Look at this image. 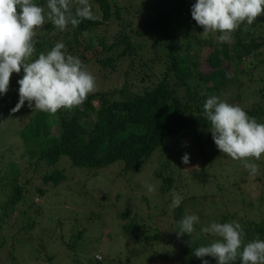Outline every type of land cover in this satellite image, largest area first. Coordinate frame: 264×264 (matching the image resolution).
<instances>
[{
    "label": "trees",
    "instance_id": "trees-1",
    "mask_svg": "<svg viewBox=\"0 0 264 264\" xmlns=\"http://www.w3.org/2000/svg\"><path fill=\"white\" fill-rule=\"evenodd\" d=\"M196 2L143 0L138 5L134 0H90L94 19H84L77 27L68 25L64 31L46 21L36 30V51L32 60L38 58L40 52L46 53L57 42H62L64 51L78 57L96 82L98 65L111 69L120 79L112 90L106 91L98 85L82 105L61 108L52 114L33 111L27 101L18 112H13L19 100L10 103L7 96L13 90L19 95L18 81L24 72L21 69L20 73L12 74L9 91L0 94V118L11 124L18 120L16 133L25 146L28 164L22 167L18 161L8 163L4 162L3 156L0 157V264H124L126 261L139 264L134 259V251L126 255L125 261L122 254L116 257L104 254L103 257L96 251L85 263L84 259L88 257L85 246L74 236L67 235L69 227L66 226L65 230L60 228L56 238L48 235L47 242L41 243L40 240L38 247L46 249L44 254L35 253L30 257L27 250L16 247L32 240L27 234L36 222L43 221L41 202L36 203L34 197L52 194L53 198L59 194L56 189L67 186L73 170L87 175L76 179L79 196L92 191L84 206L88 210L82 204L80 214L76 211L69 222V225L83 226L80 236L84 234L87 238V229L89 231L95 219L93 212L98 215L97 208L103 206L105 215L111 213L115 219L128 221L122 226L136 245H145L143 240L154 241L158 235H146L140 225L147 216L139 220L137 209L133 216L128 207L127 211L119 208L121 192L116 195L112 193L115 191L91 184L93 175L113 164L118 175L125 172L136 176L141 172L140 177H147L144 184H152L158 190L155 196L159 200L170 192V197L177 193L179 186L176 184L188 170L186 176L192 175L201 183L197 185L205 197L213 200L222 193L223 199L236 202L233 205L238 207L235 213L223 214L215 222H239L241 218L233 214L241 211L251 219L249 226L242 225L245 243L256 238L264 240L261 211L259 215L253 211L257 206H264V154L259 160L251 158L259 166V175L251 176L241 161L218 150L203 107L210 96L216 95L241 106L250 117L264 123V14L251 25L241 24L232 33L231 42L220 43L217 39L220 33L204 37L203 28L192 18L191 9ZM35 3L45 6L47 12V0H35ZM138 15H142L140 22L134 19ZM125 62L128 66L122 72L119 67ZM185 153L190 156L189 164L182 162ZM152 158L155 159L153 171L144 176L145 166ZM138 186L142 187L140 183ZM255 186L257 191L253 192L250 188ZM200 197L198 194L182 199L176 230L178 221L189 213L184 210L185 204ZM243 197H250V204L239 207ZM132 198L128 199L130 206ZM142 198L150 205L148 196ZM24 206H27L26 210L22 209ZM227 207L229 211L231 208ZM199 210L189 214L205 219L200 213L202 209ZM14 212L27 216L24 218L28 225L26 231L18 230L24 235L17 237L2 232L9 227L14 229L9 222ZM153 217V214L148 216ZM207 222L210 225L213 220ZM194 227L192 238L188 234L187 240L180 238L183 240L182 256L190 259L192 264H203L202 259L193 254V249L209 244L201 237L203 225L198 223ZM94 235V242L104 237L99 232ZM191 239L193 246L188 243ZM60 244H63L62 257L61 253L47 250L49 246ZM66 258L70 262L63 263ZM203 259L209 264H218L212 256ZM148 260L152 264L153 259ZM231 264H241L239 257Z\"/></svg>",
    "mask_w": 264,
    "mask_h": 264
},
{
    "label": "clouds",
    "instance_id": "clouds-1",
    "mask_svg": "<svg viewBox=\"0 0 264 264\" xmlns=\"http://www.w3.org/2000/svg\"><path fill=\"white\" fill-rule=\"evenodd\" d=\"M46 8L47 12L35 0H0V94L9 91L13 73H20L21 69L24 72L18 81L20 98L13 112L27 101L33 111L54 114L61 108L82 105L96 90L94 75L78 57L64 51L62 42L31 59L36 51V30L46 21L64 31L68 25L77 27L84 19H94L90 0H47ZM191 14L203 28L204 37L218 32L220 43L231 42L232 33L241 24L251 25L264 14V0H197ZM203 107L218 150L241 161L251 176L259 175V166L251 158L259 160L264 154V123L250 117L241 106L216 95L210 96ZM189 161L190 156L185 153L182 162ZM146 187L149 193L156 191L152 184ZM181 201V195L174 192L171 207H179ZM199 222L198 215L186 212L178 221V239L184 234L192 238ZM201 231L220 238L193 249L203 264H209L203 259L206 256L216 258L218 264H231L238 257L241 264H264V240L256 238L245 243V231L238 221H213ZM188 243L193 246V239Z\"/></svg>",
    "mask_w": 264,
    "mask_h": 264
},
{
    "label": "rangeland",
    "instance_id": "rangeland-1",
    "mask_svg": "<svg viewBox=\"0 0 264 264\" xmlns=\"http://www.w3.org/2000/svg\"><path fill=\"white\" fill-rule=\"evenodd\" d=\"M143 0H134L135 4H141ZM154 1V0H151ZM149 3V2H148ZM134 19H137L138 22L142 20V15L134 16ZM128 66V63L125 62L122 66L119 67L120 71L124 72L126 67ZM97 71L99 72V78L97 79L96 86L100 85L99 87L106 91L112 90L116 85H118V79L120 77L117 73L112 72L111 69L104 68L102 66L98 65ZM123 80V76H122ZM12 103V101L19 100V95L17 92L11 91L9 95L7 96ZM15 103V102H13ZM33 110V109H32ZM31 115V114H30ZM1 126H0V157L3 156L5 158L4 162H10V161H18L21 163L22 167H27L28 160L27 156H25V146L23 145L22 139L18 136L16 133V129H19V122L17 120L16 124H11L9 120L4 119L3 121L0 118ZM165 154V153H164ZM163 155V154H162ZM168 153L166 152V156ZM25 156V157H23ZM155 159L152 158L147 165L145 166L144 176H148V172L153 171V166L155 164ZM117 168H115V164L105 167L99 171L98 175H93L92 178V185H97L99 188H106L107 191H115L112 192L113 194L119 195L118 192L122 193V198L119 202V208H121L122 211H127V207L129 208V213L134 216V213L136 212V209L140 213L139 216H137V219H141V217H146V220H142L140 222L141 228L146 231V235H158L156 236L155 240L146 241L143 240L145 245L139 244L136 245L134 242V239L129 235L127 231L124 230L122 223L128 222L124 220L115 219V217L110 213L105 215L103 206H100L97 208L98 215H96L95 212L93 214L95 215V219L92 222V226L89 227V231L87 229V238L84 236H80L79 232L81 230H84L83 226H75L73 223L69 225V222L71 221V218L74 216V214H77L76 211L80 214L79 207L83 204V207H86L85 202H88V198L92 191H89L87 193H84L79 196V184H77L76 179L78 177L83 176L86 177L87 175L85 173H78V171H72L71 175L73 177L67 181V186L59 187L56 189L59 194L54 195L53 198L51 197L52 194H48V196H44L43 198L34 197V201L41 202L39 205L42 207V222H36L33 229H31L30 233L27 235H31L30 241L27 240V244L24 245H16L19 249L22 251L27 250L28 256H32L35 253H41L44 254L46 252V249L42 248V250L38 247V244L47 242L50 237L48 235H52L53 238H56L58 236V232L60 228L65 230V226L69 227V232L67 235L74 236L77 238L80 242V244L84 247V252L88 256L85 258L84 254H81L80 256L84 259V262L86 263V260H88L89 256H93L94 253L99 251V254L104 257V254L106 256H120L122 254L123 261L127 259L126 255L131 254V252L134 251V259L135 261H138L139 264H149L148 259L151 257L153 259L152 264H192L190 259H183V240H187L186 234L183 236V240L180 238L178 239L177 236V213L179 211V207L173 208L171 207L173 197H170L172 192L167 194L165 198L158 199L155 195L157 194L158 190L156 189L155 192L149 193L146 187L145 180H147V177H140L141 172L138 173V175H127L122 174L118 175V172L115 171ZM188 170H185L182 174L181 179L177 182L176 185H178L177 193H179L184 200V198L190 196V195H197L199 194L201 197L197 198L196 201H189L187 205L185 204L184 210L191 212H198L199 209H202L203 212H200L205 215V219H200L199 226L205 227L208 226L209 223L207 222L208 219H212L213 221L220 220L222 218L223 214H226L228 212L235 213V209L238 208L237 206H233L236 202L228 200H225L222 198V193L219 195H216L215 198L212 200L209 198V196L205 197L203 194H201V188L200 184L195 179L192 178V175L187 177ZM130 174V173H129ZM196 174V173H195ZM203 175L201 174V177ZM204 178V176H203ZM23 179L25 177L23 176ZM118 179V180H117ZM117 180V181H116ZM202 180V179H201ZM116 181V182H115ZM115 182V183H114ZM113 183V184H112ZM133 186V184H135ZM138 183L142 185V187L138 186ZM199 184V185H197ZM254 183H252L253 185ZM112 186V187H110ZM208 187V186H207ZM73 188L74 190H71ZM206 188V187H205ZM70 189V190H69ZM210 189V187H209ZM253 192L257 191L256 186L253 188H250ZM200 191V192H199ZM225 190H223L224 192ZM109 192V193H110ZM207 193V191L205 192ZM238 193V192H237ZM159 194V193H158ZM255 194V193H254ZM252 194V195H254ZM143 195H146L150 198L151 202L150 205L143 200ZM133 197L131 199V206L128 202L129 197ZM155 197V199H153ZM258 197V194L256 195ZM185 198V200H187ZM208 199V200H206ZM155 200V201H154ZM159 200V201H158ZM202 200H206L201 202ZM250 197H243L241 199V202L238 203V206H246L250 204ZM111 201V200H110ZM165 201V202H164ZM243 201V202H242ZM1 202V201H0ZM59 202V203H57ZM104 203H102L103 205ZM228 206H230V210L227 211ZM59 206V207H58ZM88 210L87 208H85ZM23 210L27 209V206L22 207ZM124 209V210H123ZM252 210V208H250ZM75 210V213L73 212ZM261 211L262 218L264 220V206L262 208H259L258 206L255 208V215H259L258 212ZM251 212L250 210H248ZM247 212V213H249ZM246 213V212H245ZM154 215L153 219L148 218L149 215ZM235 217H240L241 221L239 223L241 225H245V227L249 226L250 218L243 215V213L240 211L236 214H233ZM27 216H21L20 212H14L9 217V222L12 224V227L14 229H11V227L6 228L5 230H2V232L5 235H14L17 237V235H24L18 230H21V232H25L28 225L25 223L24 218ZM37 220V219H36ZM69 220V221H68ZM10 226V224H9ZM72 227V228H71ZM94 232H99L100 236L102 238L99 241L94 242ZM107 232V233H105ZM2 235V234H0ZM201 237L204 238V241L208 244H211L212 242L220 239L219 237L212 236L211 234H205L202 232ZM43 238H46L43 240ZM152 242V243H151ZM76 242H73L72 244H75ZM40 246V245H39ZM15 247L14 251L17 249ZM63 244L60 245H53L49 246L47 250L49 252H56L57 254L61 253V257L63 254ZM80 251L82 250V247L79 248ZM26 254V255H27ZM30 256V257H31ZM29 257V258H30ZM126 257V258H125ZM132 257V256H131ZM141 258V259H140ZM190 261V262H189ZM64 262H70L69 258H66L62 261ZM131 262L126 261L124 264H130ZM45 264V262H44ZM133 264H135L133 262Z\"/></svg>",
    "mask_w": 264,
    "mask_h": 264
}]
</instances>
